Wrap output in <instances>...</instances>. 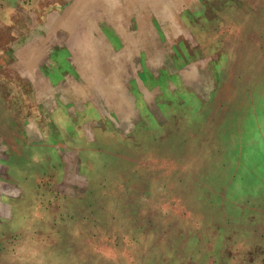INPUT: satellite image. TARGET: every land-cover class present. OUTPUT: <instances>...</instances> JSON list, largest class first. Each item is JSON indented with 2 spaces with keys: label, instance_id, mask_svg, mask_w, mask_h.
I'll return each instance as SVG.
<instances>
[{
  "label": "rangeland",
  "instance_id": "374dc122",
  "mask_svg": "<svg viewBox=\"0 0 264 264\" xmlns=\"http://www.w3.org/2000/svg\"><path fill=\"white\" fill-rule=\"evenodd\" d=\"M67 7L71 79L108 132L4 224ZM0 116V264H264V0H0Z\"/></svg>",
  "mask_w": 264,
  "mask_h": 264
},
{
  "label": "crops",
  "instance_id": "0c3cea01",
  "mask_svg": "<svg viewBox=\"0 0 264 264\" xmlns=\"http://www.w3.org/2000/svg\"><path fill=\"white\" fill-rule=\"evenodd\" d=\"M64 10L60 14L65 13L66 16L56 18V29L51 32L49 42L52 45L51 48H55L61 54L49 59V70L39 71L34 83L35 100L39 103L37 108L39 115L28 124L41 120L40 123L43 126L31 131L25 137V146L17 153L9 155V160L5 162L4 167L6 168L4 169L11 178L15 171H18L20 176L19 183L13 178L7 184L10 193L4 195L6 199L2 205L8 208L9 215L3 220L4 224L10 225L15 217L21 215L27 201H36L38 183L46 177L55 180L53 175L57 174L60 169L59 161L61 159L68 161L69 152L75 150L73 142L79 144L83 141L85 144L94 142L96 137L102 138V135L108 132L100 125L93 124L102 117L104 118L99 106L96 104L87 106L88 98H84L82 90L75 87L72 82V75L69 71V7ZM256 28L259 29V26ZM242 40H248L247 36ZM2 112L11 113L5 108H2ZM112 114L115 119L122 120L120 109L114 107ZM131 118L132 116L125 115V119L132 123ZM3 119V116H0V120ZM133 119V124H136V114L133 115ZM90 123L93 124L94 129L89 126ZM69 143L73 146H69ZM85 149L86 146L83 144L78 146L75 150L76 156L81 157ZM65 165L67 167V164ZM53 182V185L49 187V192L58 194L57 192L62 189L59 188L56 180ZM16 187L17 192L14 190ZM65 193L60 195L66 196Z\"/></svg>",
  "mask_w": 264,
  "mask_h": 264
}]
</instances>
